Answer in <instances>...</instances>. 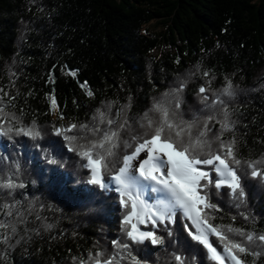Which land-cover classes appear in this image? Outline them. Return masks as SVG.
I'll list each match as a JSON object with an SVG mask.
<instances>
[{
	"label": "trees",
	"instance_id": "trees-1",
	"mask_svg": "<svg viewBox=\"0 0 264 264\" xmlns=\"http://www.w3.org/2000/svg\"><path fill=\"white\" fill-rule=\"evenodd\" d=\"M153 20L163 27L160 37L142 30ZM162 45L167 52L156 58L152 53ZM228 81L232 96L222 93ZM181 85L178 120H195L200 127L214 116L208 133L213 138L220 132L222 105L206 107L202 96L209 97V105L218 97L233 122L221 139L235 138L241 160L264 161V0H0V115L8 117L0 124L17 126L11 120L15 114L19 126L34 123L40 132L36 140L0 137V173L7 174L18 161L26 187L16 191L15 199L25 204L38 200L44 205L43 223L53 225L46 230L30 216L28 228L38 229L39 235L30 232L31 239L14 240L11 248L0 244V264H75L73 257L112 252L116 239L129 243L132 255L147 264H174L173 253L189 264L192 257L195 264H213L203 246L191 240L184 227L190 222L180 212L170 225L171 237L158 231L165 236L163 246L127 241L121 231L126 210L118 193L88 184L90 172L82 167L86 160L69 151V142L55 131L69 124L99 128L95 135L68 133L78 137L74 144H86L79 137L99 139L126 117L128 127L121 130L115 150L122 156L132 151L124 142L132 143L133 135L147 130L145 113L159 118L154 104L173 110ZM201 87L208 91L201 94ZM108 119L115 123L108 125ZM50 158L58 163H48ZM242 183L247 197L239 206L227 187L213 195L212 203L221 210L210 222L264 233V183L250 175H243ZM141 228L152 230L150 223ZM209 239L218 245L217 237ZM247 260L251 264L253 257ZM256 264H264V255Z\"/></svg>",
	"mask_w": 264,
	"mask_h": 264
},
{
	"label": "snow or ice",
	"instance_id": "snow-or-ice-1",
	"mask_svg": "<svg viewBox=\"0 0 264 264\" xmlns=\"http://www.w3.org/2000/svg\"><path fill=\"white\" fill-rule=\"evenodd\" d=\"M70 74L75 75V72ZM204 75L208 73L205 72ZM182 89L183 85L176 89L173 110L170 111L167 106L158 102L152 109L160 114L157 120L151 119L145 113L146 125L142 126L147 130L143 135H133L132 143L124 142L125 148H131L132 151L122 156L115 150L120 145L121 130L128 127L126 117L115 129L104 131L99 139L79 137L88 140L86 144H74L78 137L68 133L74 130H87L95 135L100 131L99 128H90L87 124H69L63 129L56 128V134L62 135L64 140L69 142V151L75 152L81 160H86L82 167L90 172L88 184L98 187L101 191L114 190L118 193L119 203L126 210L121 231L127 241H131L132 244L150 241L154 246H163L165 236L158 234V231L162 229L171 237L173 232L170 225L175 223L176 213L180 212L191 222L184 225L191 240L203 246L207 258L213 264H225V261L229 264H249L248 256L253 257L251 264H256V258L264 255V233L245 231L231 225H214L210 221L214 219L213 214L221 210L212 203L213 195H219L220 190L227 187L229 195L238 201L237 206L243 204L247 197L242 183L243 175L259 178L261 183H264V168L258 167L264 164V161L241 160L237 156L235 138L227 142L221 139L225 132L232 130L233 122L229 118L225 101L218 97L209 105L207 104L209 97L202 96L206 107L222 105L223 119L217 121L220 124V132L213 138L209 139L208 133L211 131L209 122L214 116H208L200 127L195 120H178L179 114L176 111L180 108L178 93ZM199 91L203 94L208 89L201 87ZM222 93L227 96L233 95L231 81L227 82ZM88 95L92 93L89 92ZM51 104L55 107L54 97L51 98ZM2 112L3 109L0 108V113ZM0 120L8 121V117L0 115ZM11 120L15 121L17 126L10 122L6 127L0 124V137L12 139V134L29 136L33 140L40 137L34 123L31 127L19 126L15 114ZM100 120L104 122L103 113H100ZM106 122L108 125L115 123L111 119ZM197 127L198 130L193 135L192 130ZM213 141L217 143L216 150H213ZM141 153H144L143 158ZM48 163L57 164L58 161L50 158ZM204 166L210 168L205 170ZM20 167V163L16 161L7 174L0 173V193H6L7 197L0 196V200L3 201L0 203V244L9 248L14 246L12 243L14 240L19 244L26 236L31 239L30 232L39 235L38 229L28 228L30 216L35 215L36 220H41L42 227L46 230L53 227L52 224L43 223L46 218L41 217L40 210L44 205L38 200H28L25 204L24 201L15 199L16 191L26 187L20 179ZM147 192L157 194L153 202L145 198ZM244 218L249 219L246 215ZM147 223L151 224L152 230L141 231L138 225ZM210 236L217 237L219 242L217 246L210 242ZM257 241L261 243H256ZM253 244L256 250H253ZM218 246H222V251L217 250ZM112 248V252L107 250L89 252L86 258L73 257V260L75 264H123L124 261H130L131 264H147L132 255L131 245L123 239L113 240ZM172 259L174 264H189L180 254L173 253ZM191 264H195V257H192Z\"/></svg>",
	"mask_w": 264,
	"mask_h": 264
},
{
	"label": "rangeland",
	"instance_id": "rangeland-1",
	"mask_svg": "<svg viewBox=\"0 0 264 264\" xmlns=\"http://www.w3.org/2000/svg\"><path fill=\"white\" fill-rule=\"evenodd\" d=\"M162 29H163V27L160 26V23L157 20H153L147 26H144V28L142 30H143V32H145L151 36L160 37ZM166 52H167V47L162 45L160 48L155 49L152 54L156 58H160ZM134 163H136V162H134ZM114 187L115 186L113 185V188ZM112 191H114V190H112ZM152 194H153V196H150V192L145 193V198L148 199L149 202H153L156 199L157 194L153 193V192H152ZM133 222H135V220H133ZM147 224H149V223H147ZM147 224L138 225V227L140 228L141 231H146V230H143L141 227H145V226H147ZM225 264H226V262H225Z\"/></svg>",
	"mask_w": 264,
	"mask_h": 264
},
{
	"label": "bare ground",
	"instance_id": "bare-ground-1",
	"mask_svg": "<svg viewBox=\"0 0 264 264\" xmlns=\"http://www.w3.org/2000/svg\"><path fill=\"white\" fill-rule=\"evenodd\" d=\"M144 157V153H141V158H143Z\"/></svg>",
	"mask_w": 264,
	"mask_h": 264
}]
</instances>
